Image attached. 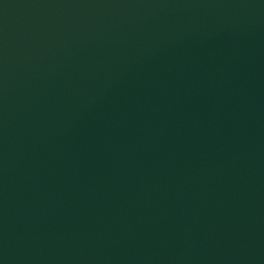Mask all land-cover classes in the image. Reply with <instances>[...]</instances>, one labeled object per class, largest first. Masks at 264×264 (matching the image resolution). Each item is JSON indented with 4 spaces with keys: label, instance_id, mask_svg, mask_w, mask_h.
Returning a JSON list of instances; mask_svg holds the SVG:
<instances>
[{
    "label": "water",
    "instance_id": "1",
    "mask_svg": "<svg viewBox=\"0 0 264 264\" xmlns=\"http://www.w3.org/2000/svg\"><path fill=\"white\" fill-rule=\"evenodd\" d=\"M0 264H264V0H0Z\"/></svg>",
    "mask_w": 264,
    "mask_h": 264
}]
</instances>
